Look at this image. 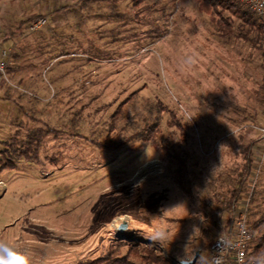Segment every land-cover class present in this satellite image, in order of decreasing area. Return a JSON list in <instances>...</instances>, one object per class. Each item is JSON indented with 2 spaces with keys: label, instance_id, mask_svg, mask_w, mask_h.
Returning a JSON list of instances; mask_svg holds the SVG:
<instances>
[{
  "label": "rangeland",
  "instance_id": "obj_1",
  "mask_svg": "<svg viewBox=\"0 0 264 264\" xmlns=\"http://www.w3.org/2000/svg\"><path fill=\"white\" fill-rule=\"evenodd\" d=\"M9 1L14 23L0 27V38L12 33L0 44L8 54L0 81V242L29 264H75L127 244L117 225L173 261L196 249L197 260L206 257V221L214 215L222 225L219 202L241 178V146L260 138L256 127L258 134L244 135L241 124L260 110L256 90L264 102L257 33L249 34L252 44L220 37L194 0L0 4ZM171 117L183 124V140ZM14 137L20 145L34 139L38 155L9 168L2 165ZM166 138L191 157L195 198L173 184L150 144ZM260 151L258 140L244 192L252 187L249 219L264 212Z\"/></svg>",
  "mask_w": 264,
  "mask_h": 264
},
{
  "label": "trees",
  "instance_id": "obj_2",
  "mask_svg": "<svg viewBox=\"0 0 264 264\" xmlns=\"http://www.w3.org/2000/svg\"><path fill=\"white\" fill-rule=\"evenodd\" d=\"M198 12L204 13L209 21L216 26V33L220 37H235L243 40L245 43L252 44V38L249 34L252 31L257 33L260 37V41L264 43V21L255 17L249 13L238 0H194ZM234 19L239 20V24H234ZM33 20V19H32ZM246 32V33H245ZM114 118V116H113ZM168 126L175 127L181 136V140L186 136L185 128L183 124L173 117ZM30 141H26L25 144H19L17 137L7 142L9 150L5 152L11 159L2 166L13 168L14 159L25 158L26 160L35 159L38 155L37 147H34V139L28 138ZM151 146L158 154V156L165 162L169 169V174L173 184L188 198H195L194 196V171L191 157L187 151H185L179 141H175L171 138H166L161 142L152 141ZM253 145V141H250L246 146H241L242 153L244 154V167L240 175V179L236 182V188H233L227 200L219 202L221 205V211L226 214L221 216L222 225L214 215L206 221V226L202 233V251H208L210 245L214 239L223 232L229 231L232 220L234 204L240 199V197L246 191L247 180L251 169V152L250 149ZM51 161H55L54 157ZM253 203V200L251 201ZM215 208L212 203H207L204 206L203 212L207 213V209ZM210 211V213H211ZM224 217V218H223ZM248 229L252 235V240L249 244V253L256 264H264V212H260L257 216H251L248 218ZM75 264H177L167 257L161 255L154 246H150L147 243H139L137 241H130L124 245H110L106 252L99 257L91 260H82ZM195 264H207V256L197 260Z\"/></svg>",
  "mask_w": 264,
  "mask_h": 264
},
{
  "label": "built area",
  "instance_id": "obj_3",
  "mask_svg": "<svg viewBox=\"0 0 264 264\" xmlns=\"http://www.w3.org/2000/svg\"><path fill=\"white\" fill-rule=\"evenodd\" d=\"M238 1L248 10L249 13L264 21V0ZM43 24L44 19L41 18L34 22L31 29H37ZM7 56L8 54L5 51L0 52V81L5 75ZM256 129L259 132V140H261L264 145V102L262 104V120ZM258 154L261 158L263 157L264 152L260 151ZM251 189L252 187H249V191ZM249 191L243 194L242 197H244V199H239L235 203L233 220L229 231L223 232L217 236L210 245L207 254V264H256V261L248 256V247L252 240V235L249 232L247 222ZM133 240L135 241L136 239ZM143 242L146 243L145 240Z\"/></svg>",
  "mask_w": 264,
  "mask_h": 264
},
{
  "label": "crops",
  "instance_id": "obj_4",
  "mask_svg": "<svg viewBox=\"0 0 264 264\" xmlns=\"http://www.w3.org/2000/svg\"><path fill=\"white\" fill-rule=\"evenodd\" d=\"M14 11H15V5L9 1V3H2L0 4V27L1 28H5L7 29L6 27H8L9 24H11L12 22L14 23L13 21V18H14ZM6 31V30H5ZM12 35V33H9L7 37H1L0 38V44H2L3 42H6L5 40L8 38L10 39V36ZM263 88V87H262ZM261 90L258 92L256 90V93H257V97L259 100L258 104L260 105V110H261V107H262V98H263V95L262 93H260ZM263 92V91H262ZM260 94V95H259ZM260 110L258 113H247L248 116L245 117V114H244V117L245 119L241 122V124L243 123L244 127L246 130H244V135L246 134H258L257 131H253V130H250L251 128L254 129L255 127L259 126L260 125V122H261V114H260ZM249 117H251L250 120H252L251 122H246V120L249 119ZM222 118H224L222 116ZM218 119V118H217ZM224 120H226L224 118ZM223 120V121H224ZM250 123V124H249ZM256 123V124H255ZM243 130V129H242ZM256 130V129H255ZM249 131V133H248ZM256 132V133H255ZM256 136V135H255ZM254 139H252L251 141H253ZM259 140V139H258ZM257 139L255 141H253V144L256 143L258 141ZM250 142V141H249Z\"/></svg>",
  "mask_w": 264,
  "mask_h": 264
},
{
  "label": "clouds",
  "instance_id": "obj_5",
  "mask_svg": "<svg viewBox=\"0 0 264 264\" xmlns=\"http://www.w3.org/2000/svg\"><path fill=\"white\" fill-rule=\"evenodd\" d=\"M0 264H29V262L24 254L17 251L10 244L0 242Z\"/></svg>",
  "mask_w": 264,
  "mask_h": 264
},
{
  "label": "water",
  "instance_id": "obj_6",
  "mask_svg": "<svg viewBox=\"0 0 264 264\" xmlns=\"http://www.w3.org/2000/svg\"><path fill=\"white\" fill-rule=\"evenodd\" d=\"M113 231L117 234H120L121 238H123L129 242L133 240L132 238L125 236V231L120 229L117 225L113 226ZM142 242H143V240H142ZM199 254H200V250L196 249V250H194L192 257L190 259L181 260V261L177 262V264H195L198 257H199Z\"/></svg>",
  "mask_w": 264,
  "mask_h": 264
}]
</instances>
